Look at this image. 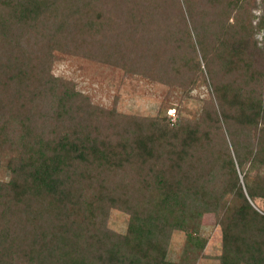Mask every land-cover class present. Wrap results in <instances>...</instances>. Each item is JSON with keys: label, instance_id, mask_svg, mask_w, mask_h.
<instances>
[{"label": "trees", "instance_id": "1", "mask_svg": "<svg viewBox=\"0 0 264 264\" xmlns=\"http://www.w3.org/2000/svg\"><path fill=\"white\" fill-rule=\"evenodd\" d=\"M259 5L253 23L256 0H0V264H195L206 213L219 264H264ZM58 53L208 94L193 118L122 113L54 75Z\"/></svg>", "mask_w": 264, "mask_h": 264}, {"label": "rangeland", "instance_id": "2", "mask_svg": "<svg viewBox=\"0 0 264 264\" xmlns=\"http://www.w3.org/2000/svg\"><path fill=\"white\" fill-rule=\"evenodd\" d=\"M256 2L258 6L252 10L255 15L253 23L262 12L260 0ZM255 38L264 49V30L257 32ZM52 73L73 80L76 88L89 96L95 104L110 108L115 103L119 112L134 115L153 116L161 112L170 116L172 121L175 120L177 112L183 116L196 117L201 109L202 99L207 97L209 90L205 80L199 77L191 95L181 97L182 91L179 88H172L136 74L125 75L119 68L81 55L58 53ZM8 177L9 169L4 172L3 178ZM257 203L264 207L261 200H257ZM127 222L126 213L117 209L110 210L107 222L110 228L123 233ZM201 222L204 225L200 235L206 238V243L195 264H219L217 256L221 250V239L214 213L204 214ZM184 240L183 231L174 230L171 233L166 255L169 260L179 258Z\"/></svg>", "mask_w": 264, "mask_h": 264}]
</instances>
